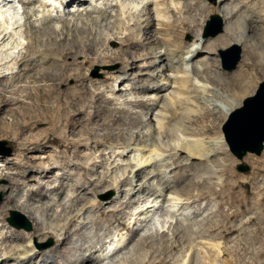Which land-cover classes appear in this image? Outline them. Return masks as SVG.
<instances>
[{"label":"bare ground","instance_id":"6f19581e","mask_svg":"<svg viewBox=\"0 0 264 264\" xmlns=\"http://www.w3.org/2000/svg\"><path fill=\"white\" fill-rule=\"evenodd\" d=\"M21 1L23 4L29 2V0ZM36 1L40 3L43 10H33L34 14L27 19L29 31L26 32L25 37L21 34L22 31L19 33L20 26H16L18 23L13 21L15 17V12L11 9L13 2L0 1V3H5L3 7L0 6V69H4L0 72V134L21 140L20 148L24 153V158L28 160L26 168L21 171L23 178L26 179L29 176V181H38L39 187L37 189L29 188L26 203L19 207L28 211L29 215L34 218L37 223V231L42 236L51 233L59 237V245L56 254L50 260L45 258L46 253L36 250L32 242L29 244V250L23 253L5 250L4 255L0 253V258L3 256L0 264H10L11 261L17 262L18 260H20L19 264H37V260L40 258L42 264H176L179 252L183 250L188 252L196 238L207 240L206 246L208 245L210 251L217 254V258L225 257L228 253L237 257V263L233 264H264L258 260L264 257V244L260 243L264 240L262 237L264 235V196L255 198L251 202L253 207L255 205L258 208L256 207L257 213L251 216L248 222L257 224L258 228L250 234L245 228L234 223L235 219L241 215L242 209L230 211L231 213L226 212L222 203L219 204L220 210L218 211L220 220L216 223L205 224L203 230L195 231L192 223H184L178 219L174 241H165L164 239L167 225L170 224L168 227L170 229L174 223L171 221L173 217L170 218L171 220L165 218L162 222L159 218L157 219L159 212L168 215L173 213V216H177L183 210L185 203H191L189 199L182 197L171 187V176L169 177L171 171L169 172V170L173 154L184 153L194 159L208 156L201 151L202 146H205L204 142L199 138L192 139V135L195 134L192 128L194 125L198 126L197 128H217V126L215 121H210L206 126L199 125L201 118L198 116L202 109L197 100L198 94L205 96L208 92L215 91L219 87L227 89L236 100V104L230 105V108L226 110V113L229 114L237 107L242 98L253 93L258 79L254 73L260 70V74L264 76V67H259L257 62L256 66L251 65L250 59L253 58V55L255 56L256 45L253 40L249 39V36L243 38L239 34L242 24L246 26L247 30H250L252 24L259 25L264 22V0H222L219 4L220 8L223 7L224 20L230 22V27L226 26V38L218 42L213 41L212 48L230 44L247 48L246 59L236 72L226 75L220 73L226 77L223 79V83L226 82V87H223L222 80L215 79L218 75L212 79L208 75H204L203 68L208 66V59H210L209 56L203 55L205 47L195 48L192 59L185 63L186 59H181L182 63L179 59L176 60L183 52L182 35L178 29L180 27L184 30L197 28V21L190 22L186 16L191 15L193 11L204 12L208 9L206 2L192 3V0H79L77 10L70 11V7H73L76 2L75 0L71 2L66 0L64 3L60 1L62 10L60 9L54 15L49 10L47 11L54 3L49 4L46 0ZM53 1L57 2L58 0ZM92 1H95L93 5H91ZM108 6H112L113 13L107 10ZM54 7L58 6L54 5ZM213 10L217 11L218 9L213 8ZM41 13L43 14L41 15ZM114 13L116 14L114 15ZM94 14L101 16V19L103 17V20L115 18L114 22L111 21L113 26L105 23L106 25L102 24L103 26L99 27L98 21L91 17ZM144 17H147L146 20H143ZM172 18H174V22H172ZM128 19L130 20L127 22ZM80 21L82 23H79ZM88 21H91L92 24H89ZM134 21L135 30L128 32L125 26ZM21 22L23 21L21 20ZM58 23L65 25L59 29ZM26 24L28 26V22ZM261 26L259 25V27ZM106 30L108 31L105 32ZM62 36L63 38L60 39ZM117 40L120 41V48L115 51L110 50L107 43ZM27 48L28 50L24 54L23 50ZM215 51V49L210 50V54ZM81 56L85 59L83 65L94 61L101 64L119 62L124 66L123 75L108 74L105 81L113 82L115 85L111 83L109 86L107 83L108 89L106 90L97 88L98 82L87 77L80 67L82 64L79 65L77 59ZM197 59L202 60L204 64L196 63L194 70L191 71L190 64ZM13 61L21 65L19 73H16L11 66ZM145 61L146 65L144 66L147 68L160 69L154 78L157 84L154 85L152 81L145 80L146 85L143 83L145 81L138 78L137 83H143L146 86L139 89L132 87L131 89L138 94L142 92L152 94L147 98L135 100L126 98L127 100L124 101L126 105L130 104L132 108L140 109L136 113L125 107L116 106L123 103L121 100L126 96L125 92L128 91L126 84L120 88L119 82H123L125 77L132 75L139 68V63ZM192 72L196 73L199 78L193 77ZM71 79L76 80V85L63 89V86ZM154 79L152 80L154 81ZM87 101L98 104L97 108L104 114V118H100L96 110L94 120L81 128L82 130H78L76 120L90 104L87 105ZM97 118L98 120H96ZM41 126L44 129H38ZM136 126L137 128H147L144 132L151 140L149 143H141L140 146L128 145L131 149L127 154L130 164L125 167L128 169L129 165L132 166V169L129 170L132 177L129 174L118 180L117 175L111 185L117 188L120 194H123L125 183L133 184L141 177H151V180L157 179L162 183V186H165L158 197L152 201L150 198L147 199L144 206L137 208L139 212H133L131 215L133 218L130 215H121L120 208L128 205V201L125 199L120 203V207L109 211L101 206L90 212L88 209H82L63 226L49 224L46 216L48 203L43 202L48 193L61 191L64 188L62 180L71 174L78 173L80 180L84 183L93 184L91 171L96 172L98 168V164L89 159V154L96 151L93 144L101 145L100 139L105 141L124 140V130L130 134V129ZM122 127L126 129L121 130ZM169 133L176 134L183 141L174 144L162 143L161 139L167 138ZM88 138L94 140L93 143L89 142ZM220 143L225 146L223 137L220 139ZM52 146L56 149L52 150L54 152H51L45 159L36 156L39 152L47 151ZM125 155L120 154L119 156L124 158ZM116 159L108 165L107 175L111 169L112 171L116 168L119 170V166L126 162V160ZM5 167L8 169L7 166ZM157 167L165 168V170L157 173ZM56 170L61 174L56 175ZM126 172L124 176L127 174ZM8 174L2 173L0 177ZM53 177H55L53 180L56 185L47 188L48 181L45 182V180ZM106 183H108L106 176L99 181L101 185ZM21 185V182L11 179L9 185L4 188L5 192H10L7 195L9 202L16 201L13 189L14 186L19 188ZM261 186L260 188L264 190V184ZM69 187L77 192L79 185ZM133 190L129 192L131 195H134ZM216 193L215 189L210 186L202 197L211 201L212 196ZM217 195L219 198L223 197L221 193ZM36 203L38 205H35ZM165 203L169 204L167 208L164 206ZM67 209H72V205H69ZM249 209L251 206L249 205V208L246 206V211ZM83 210L85 212L82 214ZM134 217L136 218L134 219ZM233 220L235 221L233 222ZM132 221L134 222L133 226H131ZM115 224L126 229L131 236L126 238L122 230L117 232ZM91 229L92 233H88ZM161 231V239L156 240ZM156 234L158 236H155ZM236 234H244V241L248 247H254L257 243L261 244V247L252 251L256 257L254 262H244L241 257L235 255L239 253V246L224 249L222 240H232ZM136 237L138 239H135ZM4 239L6 240L7 237ZM247 249L245 247V250ZM210 258L211 256L207 258L209 260L207 264H219V261H216L217 258H213V260ZM188 260L182 264H203L195 253H192Z\"/></svg>","mask_w":264,"mask_h":264},{"label":"rangeland","instance_id":"374dc122","mask_svg":"<svg viewBox=\"0 0 264 264\" xmlns=\"http://www.w3.org/2000/svg\"><path fill=\"white\" fill-rule=\"evenodd\" d=\"M0 1H4V2L6 1L5 3L11 1L13 2V6H12L13 8H11L15 12V13L13 12L15 15L13 21L16 24L18 23L16 26H20L19 33H21L22 31L21 34L23 35V37H25L27 34L26 32L29 31V21L27 19L34 14L33 10L34 9L43 10V8L40 7V3L36 0H29V2H25V4L27 5L23 4L21 0L19 1L15 0V3L14 0H0ZM46 1H48L49 4L54 3L52 6H50V8L47 9V11L49 10L54 15L57 14V11H60V9L62 10V8H60L61 6L60 1L61 2L63 1V3L66 2V0L65 1L58 0L57 2H54L53 0H46ZM68 1L71 2L72 0H68ZM197 1L206 2L205 4L208 7V9H206L202 13L193 11L191 15L186 16L189 18L190 22L196 20L198 27L192 28L191 30H184L182 27L178 29L180 35H182L181 42H183V52L181 53V55L183 58L180 55L179 57H177L176 60L178 61L179 59L181 61V59L184 60L186 59L184 61L185 63L186 61L192 59L193 50H195V48L205 47L203 55L209 56L210 59H208L209 61L208 66L203 68L204 75L205 76L208 75V77L211 79L215 78V75L216 76L218 75V77L215 79L219 78V80H222L223 83V79L226 78L223 76H225L226 74L236 72L239 69V67L242 65V63L245 61L247 48L245 46H238L236 44H230L228 46H223V47L220 46V47L212 48L211 45L214 43L213 41L218 42L226 38L227 35L226 26L230 27V22L229 21L226 22L224 20L223 7L220 8L219 6L222 0H192L191 2L196 3ZM4 2L0 3V6L3 7L5 5ZM75 2H76L75 5H73V7H70V11L77 10L78 8L77 5L79 3V0H75ZM93 2L95 3V1H92L91 5L94 4ZM110 4L112 5V3ZM54 5H57L58 7L55 8ZM98 5L100 6V4ZM213 8H217L218 10L214 11ZM107 10L110 13H113L112 6H108ZM42 14L43 13H41V15ZM115 14L116 13H114V15ZM91 17L93 20L98 21V24H100L99 27H101L102 24L103 25L110 24V26H113V23L111 24V21L112 22L115 21V18H111V19L109 18L103 20L104 18L102 17L101 19V16H99L98 14H94V16L92 15ZM178 17L180 18L181 16ZM146 18L147 17H144L143 20H146ZM21 20L23 22H21ZM129 20L130 19H128L127 22ZM26 21L28 22V26L26 24L27 23ZM172 22H174V18H172ZM79 23L82 22L80 21ZM88 23L90 24L91 21H88ZM221 23L224 25L223 28L224 31L219 35L214 36V33H216L219 30ZM134 24L135 21L131 22L129 25L127 23V26H125V28L128 29V32L135 30V26H133ZM64 25L65 24L63 23H58L59 29H62ZM257 25L256 23H254L250 26V30L249 29L247 30L246 26L242 24L241 25L242 29L241 32H239V34H241L243 38L249 36V39L253 40L254 44L256 45L255 48L256 50H254L255 56L253 55V58L250 59L252 63L251 65L256 66V62H257V65H259V67H264V39H263L264 22H261L259 24L260 26L262 25L261 27ZM107 31L108 30H106L105 32ZM62 38L63 36L60 39ZM107 46H109L110 50L113 51L118 50L120 48V41L119 40L112 41L110 43H107ZM237 48H240L241 60L235 68L229 69V67L233 65L236 57L238 56L239 51ZM212 49H215L216 51L215 53L210 54V50ZM27 50L28 48L23 50L24 54H26ZM222 52H224L225 54L223 55ZM28 55L29 52L27 53V56ZM77 61L79 65L85 63V59L82 56L79 57ZM182 62L183 61H181L180 63ZM196 63L200 65L204 64L200 59L195 60L194 63L190 64L189 68L191 69V71L192 69L194 70ZM144 65H146V61L143 63L142 62L139 63V68L132 75H130L129 77H125L123 82H119V85L121 86L120 88L123 87L122 85L126 84L125 86L127 87L126 89L128 91L125 92L126 95L124 96L125 98L123 97L124 99L122 98L121 100V102L123 101V103L120 105L119 102H116L119 103L116 106L125 107L126 109H130L131 112L136 113L140 111V109L132 108V106H130V104L128 103H127L128 105H126L125 104L126 102H124L125 100H127L126 98L135 100L140 98H147L150 96V94H152L150 92L148 93L142 92L138 94V92L136 93V91H133L131 89L132 87L133 88L135 87L137 89H139L140 87L143 88V86L147 85V82L145 80L152 81L154 85L157 84L155 83L157 81L154 78L159 73L160 69L156 70V68L154 67L147 68V66ZM11 66L15 69L16 73L17 72L19 73L21 66L20 64L18 65L16 64L15 61H13ZM80 67L83 73L87 75V77L98 82L96 85L97 88H101L105 90L108 89L107 88L108 84L109 86L111 85V83L115 85V83L113 82L105 81L106 76L108 74H112V75L114 74L119 76V75H123L124 72L123 70L124 66L119 62L101 64L98 61H94L92 63H87L84 65L82 64V66ZM2 71H4L3 68L0 69V72ZM258 71L254 73L258 79H257V86L255 87L253 93L249 96L242 98L240 103L237 105V107L233 109V111H235L238 108H241L246 99L257 94L260 85L264 82V76L260 74V70ZM220 73L222 74L224 73L225 75H221ZM192 75L195 78L197 77L199 78V76L196 75V73L194 72H192ZM138 78L145 81L143 83L146 85H144L143 83L142 84L137 83V80H139ZM152 79H154V81ZM153 84L151 85L154 86ZM223 84H224L223 87H226V82H224ZM75 85H76V80L71 79L67 81V83L63 86V89H66L67 87H74ZM198 96L199 99L197 98V100L202 109L201 114L198 116V118H201L199 121V125L206 126L209 124L210 121H215L217 128H197L198 126L196 125H194L193 126L194 128H192L194 129L195 134L198 135L197 136L193 134L192 139L199 138L204 142L205 146H202L203 149L202 147L200 148L202 149L201 150L202 153L208 154V156L194 159L184 153L182 154L176 152L175 155L173 154V157L171 159L172 170L171 169L169 170V172L171 171V173H169V177L171 176L170 177L171 187H173V189L177 191V193H179L182 197L189 199L191 203L190 204L185 203V206H183L184 207L183 210L179 212L177 216L175 215L173 216V213L172 214L169 213L168 215L164 212H159L158 217L156 216L157 219L159 218L161 222L164 221L165 218L170 219L173 217L172 218L173 220L170 219L171 221L174 222L173 225L169 229L168 227L170 226V224H168L167 228L165 229L166 230L165 233L166 236L164 235L165 241L167 240L174 241L175 231L177 230L176 223L178 219L182 220L184 223H188V222L192 223L194 225L195 231L203 230L202 228H205L204 226L205 224L208 225L212 222L213 223L218 222L220 220V216L218 214V211L220 210L219 207L220 203L223 204V209L225 208L224 210L226 212L227 211L232 212L236 209L239 210L242 209L241 215L238 216L239 218L237 217L235 219L236 221L233 220V222L235 221L234 222L235 225H239L241 228H245L249 234L253 233L258 228L257 224L249 223L248 219L257 213V208H258L255 205L253 207L251 202L255 198L264 196V190L260 188L262 187L261 185L264 184V152L262 153L261 156H257L256 154L249 153L245 156L243 160L240 161L230 152L226 142H225V146H223L222 143H220V139L222 137L224 138L222 131L223 125L227 121L229 114L233 112L231 111L228 114L226 113V110L230 108V105L236 104V100L233 98L232 94L228 92L227 89L219 87V89H215V91L208 92L205 96L199 94ZM87 105L89 108L86 107L84 109L85 111H82L80 116L76 120L77 127H79L78 130H82L81 128H84V126L87 123L94 120L96 110L98 111L97 115H99V117L102 119L104 118V114L101 113V111H99L97 108L98 104L94 103L93 101L91 102L87 101ZM96 120H98V118ZM201 121L203 122L201 123ZM38 129H44V128L41 126ZM120 129L122 130L126 128L122 127ZM146 130L147 128L146 129L141 127L137 128V126L132 127L130 129V134L127 133L126 130H124L125 131L124 140L105 141L104 139L103 140L100 139L101 145L97 146L93 144V147L96 148V151L93 152L92 154H89L90 152L87 153L90 155L89 159L98 164V168L96 169V172L91 171V176L95 183L94 182L93 184L84 183V181L80 180V175L78 173L71 174V176L67 177L66 179H63L62 182H64L63 183L64 188L61 191H59L61 194H58L59 192H52V193L50 192L48 193V196L45 197V199H43L44 203H48L47 205L48 209L46 212L48 223L63 226L66 222L70 221L79 212H81L82 209H88V212H90L92 210L93 211L97 210V207L101 206L109 211L116 207H120V203L125 199L128 201V205L126 207H122L123 209L120 208L121 215L123 214L124 216L130 215V217L133 218V216H131L133 212L135 213L139 212L137 208L140 206H144L146 204L145 202L147 201V199L149 200L150 198V201H152L153 199L155 200L156 197H158V195L165 187L162 186L161 185L162 183L159 182L157 179L151 180L150 179L151 177L148 178L141 177L139 181L137 179L136 182L135 181L133 182V184H131V182L125 183L123 185V190H125L123 194H120L119 190L115 188L113 185H111V183L114 181V178L117 175H118L117 178L119 177L118 178L119 180L127 177L130 174L129 170L130 168L132 169V166L129 165L128 169L127 167H125L126 165L130 164V161H128V156H127L128 151L129 152L131 151L129 146H134V145L140 146L142 145L141 143L143 142L149 143V140L151 139L146 134V132H144ZM170 133L167 137L168 139L167 138L161 139L162 143L174 144L176 142L183 141L181 137L177 136L174 133L173 135ZM140 134H142L143 136ZM178 138L180 139L179 141ZM88 140L91 143H93L94 141L91 138H88ZM20 143L21 140H16L13 137L6 135L3 136L0 134V175L2 173L4 175L9 173L7 176H4L2 178L0 177V253L4 255L5 250L6 251L8 250V252L13 251V252L23 253L24 251L29 250V244L30 242H32L36 250L46 253L45 258L50 260L51 258L54 257V255L57 252V248L59 245V237L51 233H47L46 235L42 236L41 233L37 231V227H36L37 223L34 220V218L29 215L28 211L19 207V205H23L26 203L27 197L29 195V188L37 189L39 187L38 181H29L28 179L29 176L26 179L23 178L21 171H23L26 168V165L28 164V160L24 158V153L20 148ZM150 143H152V141H150ZM55 149L56 147L52 146L48 148L47 151L39 152L38 154H36V156L38 155L37 157H39L40 159H45V157L48 156L51 152H54L52 150ZM120 154L123 155L126 154V155L124 158L123 157L120 158L119 156ZM116 158L126 160V162L124 165L119 166L120 168L119 170L118 168H116V170L114 169L113 171L111 169L107 175V169L109 167L108 165L113 161H115ZM240 164L248 165L251 170L247 173L240 172L238 170V166ZM5 166H7L8 169H6ZM157 169L159 171L158 172L156 170L157 173H161V171L165 170V168L161 169L159 167H157ZM124 170L127 171V172L125 171L127 173L125 176H124L125 173ZM59 174H61V172L56 170V175ZM144 175L146 176V173ZM105 176L108 183L104 185L99 184L100 179H102ZM129 176L132 177L131 174ZM54 178L55 177L45 180V182L48 181L47 188L56 185L54 182L55 180ZM11 179L22 183V185L19 188H16L17 186H14L13 192L16 200L14 202L15 204L9 202L7 198V195L10 194V192L7 193L4 191V188L9 185ZM146 182L147 184H145ZM75 185H79V187L77 188V192L71 189V187L68 188V186H75ZM210 186L213 187L217 192L216 195L212 196L211 201L207 198L202 197V195L208 190V187ZM132 189H134L133 190L134 195H131L129 193L130 190ZM218 193H221L223 197L219 198L217 195ZM228 202L231 203L229 204ZM35 205L38 204L36 203ZM69 205H72V209H67ZM168 205H169L168 203H165L164 206L167 208ZM249 205L251 206V209L246 211V206L247 208H249ZM84 212L85 210H83L82 214ZM182 213L184 214L180 215ZM178 215L180 216L178 217ZM12 217H14L15 222L20 226L29 223L31 225V229L30 230H26L23 228L18 229L17 227L11 225L9 220ZM135 218L136 217H134V219ZM133 221L131 226L134 225ZM130 222L131 219L129 220V224ZM144 225L145 223L143 224V226ZM200 225L203 227H201ZM115 227L117 232H120V230H122L126 238H129L131 236V234L126 229H123V227H120L117 224H115ZM154 232L156 231L154 230ZM88 233H92V229ZM141 234H144V232H141ZM161 235H162V231L159 236L158 234H156L155 236H158L157 237L158 239L156 240L161 239ZM5 237H7L6 240L4 239ZM244 237H245L244 234L243 235L236 234L233 236L232 240L231 239H226L227 241L222 240V242H224L223 247L224 249H232L235 248V246L236 247L239 246V253H236L235 255L241 257L244 262L252 263L254 262V260H256L255 254H253L252 251L255 248L257 249L261 247V244H264V240L260 242L261 244L257 243L256 246L254 247H248V245H246V242L244 241ZM262 237L264 239V235ZM135 239H138V237H136ZM206 242L207 240L196 238L192 243V248L188 252H186L185 250L179 252L177 256L176 264H182L185 260L188 262L189 261L188 258H190L192 253H195V255L201 260V262H203V264L208 263L209 260L207 258H209L210 256H211L210 260H213V258L216 259L217 254L210 251L209 246L208 245L206 246ZM245 247L248 249L245 250ZM2 258H0V261L2 260ZM236 260L237 257H235L234 254H228V253H226L225 257H218L216 259V261H219V264H233V263H237L238 260L237 261ZM258 260L264 262V257ZM41 262H42L41 258L37 260V264H42ZM19 263L20 260H18L17 262L14 261L10 262V264H19Z\"/></svg>","mask_w":264,"mask_h":264},{"label":"water","instance_id":"95a60500","mask_svg":"<svg viewBox=\"0 0 264 264\" xmlns=\"http://www.w3.org/2000/svg\"><path fill=\"white\" fill-rule=\"evenodd\" d=\"M223 28L224 25L221 23L219 30L214 33V36L222 33L224 31ZM237 49L239 51L238 56L229 69L235 68L241 60L240 48ZM222 54L224 55L225 53L222 52ZM222 131L230 152L238 160H243L249 153L257 156L262 155L264 152V82L260 85L256 95L246 99L241 108L229 114ZM238 170L247 173L251 169L246 164H240ZM9 222L18 229H31L29 223L23 226L18 225L14 217L10 218Z\"/></svg>","mask_w":264,"mask_h":264}]
</instances>
